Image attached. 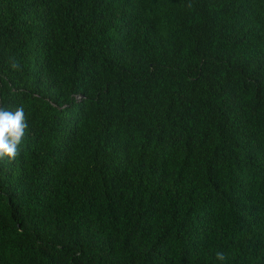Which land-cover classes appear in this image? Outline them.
I'll return each instance as SVG.
<instances>
[{
    "label": "trees",
    "instance_id": "trees-1",
    "mask_svg": "<svg viewBox=\"0 0 264 264\" xmlns=\"http://www.w3.org/2000/svg\"><path fill=\"white\" fill-rule=\"evenodd\" d=\"M0 106V264H264V0H0Z\"/></svg>",
    "mask_w": 264,
    "mask_h": 264
},
{
    "label": "clouds",
    "instance_id": "clouds-1",
    "mask_svg": "<svg viewBox=\"0 0 264 264\" xmlns=\"http://www.w3.org/2000/svg\"><path fill=\"white\" fill-rule=\"evenodd\" d=\"M27 129L23 107L11 111L0 106V162L5 160L14 162L19 157ZM215 257L221 264L226 259L222 251H217Z\"/></svg>",
    "mask_w": 264,
    "mask_h": 264
}]
</instances>
